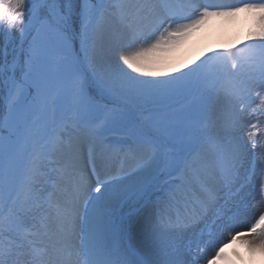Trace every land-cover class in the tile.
I'll use <instances>...</instances> for the list:
<instances>
[{
  "label": "snow or ice",
  "instance_id": "6c2138e0",
  "mask_svg": "<svg viewBox=\"0 0 264 264\" xmlns=\"http://www.w3.org/2000/svg\"><path fill=\"white\" fill-rule=\"evenodd\" d=\"M239 13L255 24L241 46L171 62ZM0 37V264H213L228 243L264 254L247 195L257 168L264 194V156L250 171L257 133L240 135L264 106V0H0ZM189 98L179 121L142 118ZM129 154L137 166L116 169Z\"/></svg>",
  "mask_w": 264,
  "mask_h": 264
},
{
  "label": "bare ground",
  "instance_id": "6f19581e",
  "mask_svg": "<svg viewBox=\"0 0 264 264\" xmlns=\"http://www.w3.org/2000/svg\"><path fill=\"white\" fill-rule=\"evenodd\" d=\"M241 21V13L237 14L231 18H219L213 17L210 19L201 29L194 32L183 44V46L174 52L171 56V62L173 64L182 65L186 60L192 59L196 60L199 58H204L205 55L209 54L207 51V45L211 39H216L217 43L212 44V48H220L228 46V44L232 41H237L238 33L237 29H239ZM215 50V49H214ZM228 85L226 82L223 83V87L227 88ZM217 87H221V84H218ZM255 97V93H253ZM178 100V99H177ZM174 101V102H177ZM191 104V98H189ZM259 100V99H257ZM179 101V100H178ZM177 104V103H176ZM172 105V102H171ZM154 105L150 104L147 107H144L143 114L146 113L150 108ZM159 107V106H158ZM263 109L262 118H259V131H257L256 139V149L255 152H252L251 142H249V163L248 169L251 171L253 161L256 165H259L261 162V157L264 156V106H260ZM188 107L182 109V111H177L176 107H160L156 109V111H168L169 116H172L175 120L179 121L182 119V116ZM144 118L154 117L151 115H145ZM247 125L242 129L240 135L244 137V139L248 140V135L246 132ZM116 139L117 137H113ZM87 151V147L85 146V152ZM114 166L116 169L120 167H124L125 169H131L137 166L136 159L131 155H122L119 159L114 161ZM257 176L254 177L251 181L250 187L247 189L248 195V203L252 206L257 205V209L264 207V194L261 193L258 181V172L259 168L256 169ZM258 193L260 194V198L258 197ZM21 194H23L21 192ZM207 256H211L212 253L209 251ZM224 256L223 259H215L213 264H264V254L259 252L257 253H249L246 248L242 245H234L228 243L224 248Z\"/></svg>",
  "mask_w": 264,
  "mask_h": 264
},
{
  "label": "rangeland",
  "instance_id": "374dc122",
  "mask_svg": "<svg viewBox=\"0 0 264 264\" xmlns=\"http://www.w3.org/2000/svg\"><path fill=\"white\" fill-rule=\"evenodd\" d=\"M255 28V24L251 18V15L248 14V13H241V21H240V26H239V29H237V33H238V38H237V41H232V43L230 42L228 44V46H241L243 42H245V37L247 36V34L254 30ZM13 37L14 39L8 44V48H9V52H11L13 46L15 44L18 43V31H14L13 32ZM3 43V39L2 37H0V44ZM213 43H217V40L216 39H211L207 45V51L209 52V54L215 49V50H221L220 48L217 47L216 48H212V44ZM227 46V45H225ZM224 48V47H223ZM3 49L2 47H0V52H2ZM198 62V61H197ZM179 100V101H178ZM177 102H172V105L171 107H176L177 110H179V108H186L188 107L187 109H185L186 112L183 113L182 116V119L189 116V115H192L194 113V109L192 107H190V100H180L178 99ZM177 103V104H176ZM150 105V104H149ZM149 105H145L143 106L144 107H147ZM160 107H163V106H159L158 105H154L152 108H150L148 111H145L146 113L143 114L142 118H144L145 115H151L154 117V119H158L160 118L161 116H164V115H169L168 114V111H156V109L160 108ZM255 109V114H254V118L252 119V124L254 125H257L256 127H251L250 125H247V128H246V132L248 133L249 131H253V132H257L259 131V127L261 126L260 123L257 124V122H259V118H262V113H263V109L260 107V104H259V100H256V103L252 104L249 108H248V112H253V110ZM258 197L260 198V194L258 193ZM257 205L256 204L255 206H252V210L253 211H261V210H264V207L260 208V209H257ZM0 208H2V210L6 213L7 212V208H3L2 206H0ZM241 230H244V229H241ZM201 264H206L205 261H201Z\"/></svg>",
  "mask_w": 264,
  "mask_h": 264
}]
</instances>
